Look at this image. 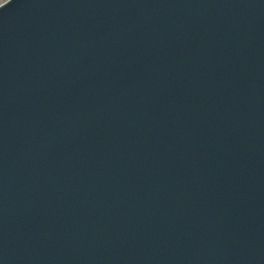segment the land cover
<instances>
[{
  "label": "water",
  "instance_id": "1",
  "mask_svg": "<svg viewBox=\"0 0 264 264\" xmlns=\"http://www.w3.org/2000/svg\"><path fill=\"white\" fill-rule=\"evenodd\" d=\"M0 264H264V0L1 4Z\"/></svg>",
  "mask_w": 264,
  "mask_h": 264
},
{
  "label": "rangeland",
  "instance_id": "2",
  "mask_svg": "<svg viewBox=\"0 0 264 264\" xmlns=\"http://www.w3.org/2000/svg\"><path fill=\"white\" fill-rule=\"evenodd\" d=\"M6 1H8V0H0V5L5 3Z\"/></svg>",
  "mask_w": 264,
  "mask_h": 264
}]
</instances>
